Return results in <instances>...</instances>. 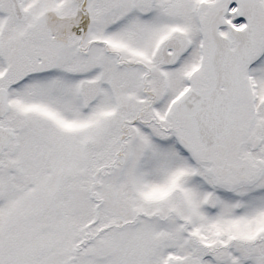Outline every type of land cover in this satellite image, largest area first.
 I'll return each instance as SVG.
<instances>
[{
	"label": "snow or ice",
	"instance_id": "6c2138e0",
	"mask_svg": "<svg viewBox=\"0 0 264 264\" xmlns=\"http://www.w3.org/2000/svg\"><path fill=\"white\" fill-rule=\"evenodd\" d=\"M0 264H264V0H0Z\"/></svg>",
	"mask_w": 264,
	"mask_h": 264
}]
</instances>
